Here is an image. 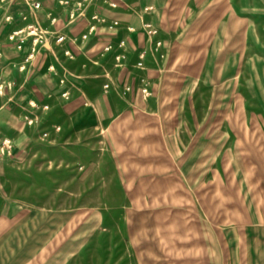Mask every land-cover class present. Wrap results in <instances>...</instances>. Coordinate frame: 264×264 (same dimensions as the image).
Here are the masks:
<instances>
[{
  "label": "rangeland",
  "instance_id": "1",
  "mask_svg": "<svg viewBox=\"0 0 264 264\" xmlns=\"http://www.w3.org/2000/svg\"><path fill=\"white\" fill-rule=\"evenodd\" d=\"M242 2L241 14L233 15L230 21L226 16L218 44L207 47L201 45L203 41L194 40L187 48L182 47L184 41L174 47L177 55L172 68L177 79H171L170 85L186 88L181 96L186 106L178 114L170 112L173 97L161 90L159 98L165 108L157 112L160 126L144 131L163 142L167 168L162 179H169L174 166L170 139L175 134L169 118L184 119L187 115L195 124L196 120H209L207 127L189 129L194 136H209V157L203 166L208 168L212 201L222 191L232 200L236 184L241 187L242 200L249 201L253 195L255 200L264 201V165L256 167L255 161L234 158L231 153L217 156L224 148L219 144L218 150L215 142L218 131L227 134V128L216 127L217 120L264 118V0ZM19 3L29 7L25 0H0V138L10 139V148L0 152V264H166L173 257L168 248L158 247L150 216L167 209L168 202H161L159 207L129 205L131 198L141 197L143 192L132 195L126 189L127 176L121 174L120 166L127 154L126 138L138 128L120 111L105 110L106 104L125 96L118 95L115 84L113 91L112 85L103 88L107 80L99 76L76 79L75 57H61L64 86L71 87L67 96L55 91L56 84L61 86L60 78L52 79L56 66L47 80L40 73L28 79L39 85L49 82L52 87L46 99L28 94L25 85L16 98L9 94V82L13 87L22 83L12 79L8 68L17 58L8 35L13 27H21L23 20L6 19L7 15L21 18L18 14L23 7ZM15 7L17 11L8 13ZM39 21L42 24L43 19ZM11 22L15 25L12 28ZM185 57L191 62H185ZM188 64L199 77L182 79ZM147 85L149 93H141L144 98L150 95V83ZM177 129L184 134L183 127ZM192 145L194 151L200 149L199 142L194 140ZM193 162L200 169L201 160ZM165 198L168 200V193ZM137 217L144 233L121 234L122 218L133 228L131 220Z\"/></svg>",
  "mask_w": 264,
  "mask_h": 264
},
{
  "label": "crops",
  "instance_id": "2",
  "mask_svg": "<svg viewBox=\"0 0 264 264\" xmlns=\"http://www.w3.org/2000/svg\"><path fill=\"white\" fill-rule=\"evenodd\" d=\"M10 1L16 3L18 0ZM40 1L42 7L36 13V18L43 19L41 23L48 30H57L71 37H79L86 30L87 19L67 21V6L59 3V0ZM242 1L122 0L116 9H109L98 1L92 4L90 11H98L107 20L114 18L120 20L121 25L115 34L110 35L105 27H101L96 37L86 41H66L61 47L54 46L52 38H49L44 48L38 50L27 64L26 70H20L19 66L27 46L23 53L13 45L10 47L17 58L8 64V68L14 75L12 79H20L22 82L15 87L10 86L11 82L8 84L9 94H13L15 98L21 94L19 88L25 85L24 89L28 94H39L46 99L45 96L52 87L49 82L43 81L39 85L28 79L39 73L45 80L51 78L53 73L47 69L51 64L57 69L52 79L62 77L64 70L60 58L65 57L62 53L63 47L69 48L74 54L76 79L102 77L111 83L113 91L116 87L118 95L122 84L131 87V91L122 96L121 101L109 102L105 105V110L120 111L124 118L138 128L136 134L128 135L126 138L128 145L124 149L127 154L120 166L121 174L127 176L126 189L130 193L133 192L132 195H136L134 192H143L141 197L131 198L130 207L149 205L159 207L161 202H168L167 209L155 211V214L150 216L153 219L151 230L158 234V247L160 250L161 247L168 248L169 254L173 257L166 264H264V201L255 200L253 195L249 201L242 200L239 192L241 187L237 184L234 186L232 200L228 199L225 191H222L214 201L210 200L208 168L203 166V160L209 157V136L208 134L194 136L189 129L199 125L207 127L209 120H196L195 124L192 118L186 117L187 115L184 119L169 118V126L175 127V134L170 139L174 166L169 179L164 177L162 179V174L166 173L167 168L163 142L144 133L146 128L160 126L161 119L159 116L157 118V112H162L165 108L159 98L161 90H166L165 92L173 97L169 100L170 112L174 110L178 114L186 106L185 102H181V96L186 94L182 90L186 88L170 85L171 79H177L172 68L177 55L174 47L184 41L181 46L187 48L194 40L203 41L201 45L207 47L214 43L218 44L225 30L226 16L230 21L233 15L241 14L239 5H243ZM20 5L23 10H20L18 15L27 14L29 21L34 20L35 16L29 14V7L24 3ZM144 6H152L151 13L141 14L140 10ZM17 9L11 8L8 13ZM47 14L57 17L55 24L50 23ZM12 17L13 22L21 20L19 16ZM142 19L151 20L158 28V37L163 41L165 56L157 58L148 55L145 68L139 69L135 66L138 50L148 46L141 31ZM13 22L10 23L11 28L15 26ZM24 23L25 21L20 24L23 26ZM127 25L135 27L136 30L129 32L126 29ZM121 40H124V45H119ZM107 43L112 44L111 50L102 52L103 46ZM195 45H198V42H195ZM118 54H124L123 63L116 62L115 56ZM187 54L189 52L186 50L184 55ZM184 60L191 62L190 59L187 61V57ZM191 67L190 64L185 65L182 79L199 77L197 72L194 74ZM144 82L150 83L148 98H144L138 89V85L142 86ZM62 89L63 86L58 87L56 84L55 91ZM98 99L104 103L102 97ZM111 125L113 124H109ZM181 127L184 128L183 135L180 134L181 130L177 129ZM216 127L227 128L225 129L227 134L218 131L215 135L218 150L224 148L217 151V156L220 153L222 155L231 153L234 158L245 157L255 161L253 164L256 167L264 165V118L222 119L216 121ZM194 140L200 143V149L195 151L192 145ZM194 159L201 160L200 169L194 165ZM133 176L143 178L139 180ZM150 193L153 198H150ZM166 193L169 196L168 200L165 198ZM124 219L122 218L121 234L144 233V226L140 224L138 217L137 220H131L135 223L133 228L128 227Z\"/></svg>",
  "mask_w": 264,
  "mask_h": 264
},
{
  "label": "built area",
  "instance_id": "3",
  "mask_svg": "<svg viewBox=\"0 0 264 264\" xmlns=\"http://www.w3.org/2000/svg\"><path fill=\"white\" fill-rule=\"evenodd\" d=\"M29 4V14L35 16L34 20L29 21L27 14H22L21 19L25 21L24 25L12 30V32L8 35L10 41L14 42V46L18 51H24L26 46V52L22 59V63L19 66V69L22 70L25 68V64L32 60L37 53L38 50L44 48L45 44L48 42L49 38H52L54 46L61 47L66 41H86L92 37H96L99 34V30L101 27H105L107 33L110 35L115 34L117 29L120 27V20L114 18L111 20H107L103 15H101L98 11H90L92 4H95L98 1H101V5L109 8L116 9L120 6L122 0H59V3L67 6V21H73L79 18L87 19V27L84 32H82L79 37H71L66 35L65 33L58 32L57 30L50 31L46 27L40 24V21L36 18V13L39 9H41L42 4L40 0H25ZM153 10L152 6H144L142 10H140L141 14L151 13ZM48 19L51 24H55L57 21V17L51 14H47ZM7 20H11L12 16L7 15ZM126 29L129 32H134L136 30L135 27L131 25H127ZM141 31L144 33L146 37V42L148 44L147 48H142L138 50L137 58L135 60V66L139 69H144L146 66L147 56H155L157 58H163L165 56V50L163 48V41L158 37V28L155 24L149 19H142L141 22ZM48 32L51 33L48 36ZM119 45H124V40L119 42ZM112 48L111 43H107L103 46L102 52H109ZM62 53L65 57L72 59L74 58L73 52L67 48H62ZM124 54H118L115 56V60L117 63H123ZM48 71L55 72V66L53 64L48 66ZM65 76L63 74L59 79V83L63 86V89L60 91L62 96H67L69 94V89L64 87L65 84ZM148 82H144L140 87V92L143 95H147L149 93L148 90ZM110 82H105L103 84L104 89H108L110 87ZM131 91V87L127 84H122L120 86V93L122 95H126ZM43 108H47V105H43ZM0 152H4L5 150L10 148V139L7 137L0 138Z\"/></svg>",
  "mask_w": 264,
  "mask_h": 264
}]
</instances>
